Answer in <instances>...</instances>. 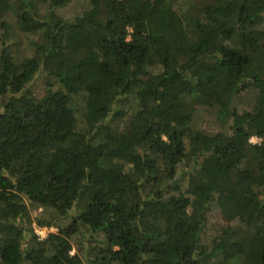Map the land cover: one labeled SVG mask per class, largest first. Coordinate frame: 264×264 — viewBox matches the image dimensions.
<instances>
[{
	"label": "trees",
	"instance_id": "16d2710c",
	"mask_svg": "<svg viewBox=\"0 0 264 264\" xmlns=\"http://www.w3.org/2000/svg\"><path fill=\"white\" fill-rule=\"evenodd\" d=\"M0 264H264V0H0Z\"/></svg>",
	"mask_w": 264,
	"mask_h": 264
},
{
	"label": "rangeland",
	"instance_id": "374dc122",
	"mask_svg": "<svg viewBox=\"0 0 264 264\" xmlns=\"http://www.w3.org/2000/svg\"><path fill=\"white\" fill-rule=\"evenodd\" d=\"M33 38V39H37V35H30V34H26L21 32V36H19L18 34H16L14 36V38H18L17 41H19V43L21 45H19L18 50H20V54L22 56H28V57H32V48L28 45L27 39L28 38ZM20 55V56H21ZM45 87V78L43 74H39L34 82L32 83V90L35 93H42ZM79 98V97H78ZM78 98H76V103L77 105L80 107V105H82V102L78 100ZM255 97L250 96L248 99V102H250V105L252 104L254 107V99ZM239 102V101H238ZM250 105H246L245 107H251ZM196 116H195V124H194V128L199 129L207 134H216V132L219 131H229L230 132V127L232 125V122L226 123L224 126H221V123H215L214 120L210 117V115L207 114V112L204 109H200L196 112ZM213 120V121H212ZM259 140L256 138L251 139L252 143H257ZM190 172L188 169H186L185 174L183 175V180H182V184L185 185L188 181ZM218 209V208H217ZM215 208L216 212H219ZM41 213V210H31L30 211V219L35 220L37 217H39ZM60 225L62 226H66L69 227L71 225V220L67 219L64 220L60 223ZM33 229L35 230L36 233H38L40 235L41 238H45L46 236L49 235V233L51 232H57L56 228H52V229H48L47 231H45L44 229H40L36 226V224L33 223L32 225ZM74 254V252H73Z\"/></svg>",
	"mask_w": 264,
	"mask_h": 264
},
{
	"label": "built area",
	"instance_id": "2783aa9c",
	"mask_svg": "<svg viewBox=\"0 0 264 264\" xmlns=\"http://www.w3.org/2000/svg\"><path fill=\"white\" fill-rule=\"evenodd\" d=\"M48 229L47 228H45V231H47ZM38 234V233H37ZM39 235V234H38ZM40 236V235H39Z\"/></svg>",
	"mask_w": 264,
	"mask_h": 264
}]
</instances>
